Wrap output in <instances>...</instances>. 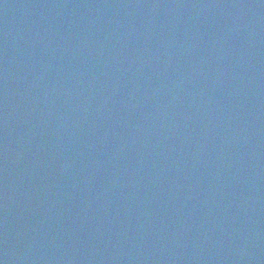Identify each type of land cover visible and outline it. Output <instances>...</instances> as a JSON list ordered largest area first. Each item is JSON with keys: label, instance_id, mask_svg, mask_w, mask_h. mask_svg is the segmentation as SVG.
Masks as SVG:
<instances>
[{"label": "water", "instance_id": "obj_1", "mask_svg": "<svg viewBox=\"0 0 264 264\" xmlns=\"http://www.w3.org/2000/svg\"><path fill=\"white\" fill-rule=\"evenodd\" d=\"M0 264H264V0H0Z\"/></svg>", "mask_w": 264, "mask_h": 264}]
</instances>
